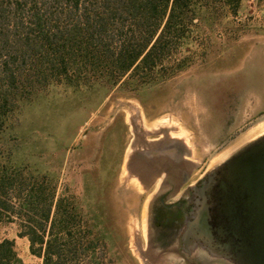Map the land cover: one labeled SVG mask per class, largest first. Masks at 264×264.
Wrapping results in <instances>:
<instances>
[{"label": "rangeland", "instance_id": "obj_1", "mask_svg": "<svg viewBox=\"0 0 264 264\" xmlns=\"http://www.w3.org/2000/svg\"><path fill=\"white\" fill-rule=\"evenodd\" d=\"M195 30L167 52L183 61L167 79L110 90L56 83L3 136L18 162L57 179L99 239L78 263L163 264L147 227L165 169L183 172L186 188L264 131V0L218 7ZM18 231L15 220L0 223L19 264H42Z\"/></svg>", "mask_w": 264, "mask_h": 264}, {"label": "trees", "instance_id": "obj_2", "mask_svg": "<svg viewBox=\"0 0 264 264\" xmlns=\"http://www.w3.org/2000/svg\"><path fill=\"white\" fill-rule=\"evenodd\" d=\"M239 1L0 0V223L15 220L42 264H81L99 239L53 175L5 148L22 108L56 83L110 90L167 79L183 66L166 59L170 48L190 45L201 16L236 12ZM19 263L14 241L0 238V264Z\"/></svg>", "mask_w": 264, "mask_h": 264}, {"label": "flooded vegetation", "instance_id": "obj_3", "mask_svg": "<svg viewBox=\"0 0 264 264\" xmlns=\"http://www.w3.org/2000/svg\"><path fill=\"white\" fill-rule=\"evenodd\" d=\"M263 139L264 131L186 188H182L187 179L183 172L165 169L148 210V251L153 256L163 264H264V207L256 199L255 184L264 174V166L259 165L264 158L252 148ZM138 154L145 155L143 151L134 155ZM206 182L209 189L202 191ZM203 193L209 247L200 246L204 242L199 231L193 232L192 241L187 233L190 222L198 219L194 212L201 207Z\"/></svg>", "mask_w": 264, "mask_h": 264}, {"label": "water", "instance_id": "obj_4", "mask_svg": "<svg viewBox=\"0 0 264 264\" xmlns=\"http://www.w3.org/2000/svg\"><path fill=\"white\" fill-rule=\"evenodd\" d=\"M263 141V142H262ZM262 142V143H260ZM255 143H258V145L253 146L252 148L255 150H260L261 152V158H264V139L260 141H256ZM242 155V154H241ZM240 155V156H241ZM239 156V157H240ZM243 157V156H242ZM260 157V155H259ZM259 165L264 166V162L261 161ZM255 184L258 185V194H256V199L259 201V205L264 207V174H260V176L257 177V180L255 181ZM209 189V182H206L202 188V191ZM202 200L200 202V208H197L194 212V216H197L198 219H195L194 221L190 222V226L188 228V235L190 236L189 239L191 241L193 240V232L199 231L201 234V240L204 242V244H201V247H209L208 242V225H207V218H208V203L206 201V196L204 193L202 194ZM264 212V211H263ZM199 222V225L197 226L196 223ZM187 238V236L185 237Z\"/></svg>", "mask_w": 264, "mask_h": 264}]
</instances>
